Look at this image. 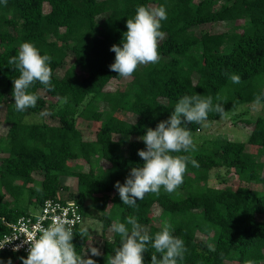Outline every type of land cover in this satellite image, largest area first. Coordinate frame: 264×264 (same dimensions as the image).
I'll list each match as a JSON object with an SVG mask.
<instances>
[{
	"label": "trees",
	"instance_id": "1",
	"mask_svg": "<svg viewBox=\"0 0 264 264\" xmlns=\"http://www.w3.org/2000/svg\"><path fill=\"white\" fill-rule=\"evenodd\" d=\"M140 5L166 9L167 19L161 21L160 29L165 35L158 42L160 59L156 64L138 66L126 88L107 89L112 79L121 78L109 69L115 58L109 49L113 44L121 46L126 20ZM239 20L245 22L241 31L196 30L205 24ZM23 42L52 57L49 66L54 88L47 90L37 82L28 90L39 97L36 106L18 112L7 97L19 72L8 60L17 55ZM69 52L73 62L58 76ZM231 74L239 75L241 82L232 83ZM260 93H264V0L0 3V104H6L3 122L7 124L6 134L0 137V238L9 231L7 222L27 213L17 204L23 190L35 181L34 172L39 171L40 187L30 189V200L38 207L48 198L68 197L62 177L75 181L74 196L68 198H75L83 208V223L72 240L78 254L86 248L85 220L93 212L99 213L102 235L114 222L126 223L128 216H135L154 236L162 228L153 222L152 207L159 205L162 218L172 225V234L188 249L178 264H246L249 260L259 264L264 261V189H253L251 184H264L263 115L248 121L252 127L245 141L220 140L207 152L180 153L196 160L198 166L187 165L182 185L172 193L161 187L159 195L147 193L130 207L121 202L114 184H123L132 167L142 166L137 151L145 145L139 138L147 128L155 129L158 122L166 120L181 97L211 96L213 104H223L226 113L239 104L253 103ZM45 94L56 98L55 102L66 97L67 102L50 104ZM31 114H47L55 123L28 119ZM128 114L135 120L122 117ZM77 118L94 127L92 139L83 138ZM218 118L210 113L208 120ZM187 127L192 134L203 128L196 123ZM77 160H83L89 169H74ZM101 160L109 165H98ZM222 167L236 170L248 184L210 186L209 172ZM81 229H86L83 237ZM119 244L118 234L104 236L102 255L92 259L106 264L107 256L114 255ZM210 244L214 251L209 250ZM151 251L142 254L144 264H150ZM20 257L27 255L1 252L0 264L9 259L12 264H22Z\"/></svg>",
	"mask_w": 264,
	"mask_h": 264
},
{
	"label": "clouds",
	"instance_id": "2",
	"mask_svg": "<svg viewBox=\"0 0 264 264\" xmlns=\"http://www.w3.org/2000/svg\"><path fill=\"white\" fill-rule=\"evenodd\" d=\"M0 3L7 6V0H0ZM166 19V9L162 5L137 6L135 15L126 20L127 31L122 34L121 46L113 44L109 49L115 53L114 62L109 65V69L127 79L138 66L158 63V42L165 35L160 30L161 21ZM51 60L50 55H41L39 49L30 42L21 43L17 55L8 60V64L19 72V77L12 81L11 93L16 111L24 112L36 106L39 97L28 90L37 82L45 89L53 90L52 69L49 66ZM229 79L234 84L241 82L236 74H231ZM262 101L264 93L254 98L252 110L259 111L264 107ZM62 102H67V98H62ZM210 113L223 117V104H213L211 96L201 98L198 94L185 95L175 103L166 120L158 122L155 129H146L145 134L139 138L145 148L137 151L143 161L142 166L132 167L123 184L119 181L114 184L124 205L136 206V200H142L147 193L159 195L161 187L165 192L172 193L182 185L187 165L191 163L193 167L198 166L196 160L180 154L194 151L196 147L187 126L192 123L207 126ZM74 227L73 221L60 216L54 217L46 227H38L23 241L28 245V254L26 258H19L22 264H96L87 253L98 257L102 255L101 251L89 245L87 250L78 254L72 243ZM85 231L86 229L80 230L81 237ZM111 231L119 235L120 244L114 250V255L107 256L106 264H144L142 254L149 249L152 250L150 264H178L184 260L188 251L184 241L172 234V225L167 222L152 236L138 223L135 216H128L126 223L114 222ZM11 240L13 239L0 243V249ZM20 247L21 245H16L13 251H18ZM208 248L210 251L215 250L211 244ZM7 264H12L11 259ZM246 264L254 262L249 260Z\"/></svg>",
	"mask_w": 264,
	"mask_h": 264
},
{
	"label": "rangeland",
	"instance_id": "3",
	"mask_svg": "<svg viewBox=\"0 0 264 264\" xmlns=\"http://www.w3.org/2000/svg\"><path fill=\"white\" fill-rule=\"evenodd\" d=\"M49 10L48 4L44 5V11L47 12ZM245 22L242 20L239 21H230L227 22V24L223 23H213V24H205L197 27V31L200 30H208L210 32H219L225 29H228L230 31H241L242 27L244 26ZM73 53L69 52L68 56L66 58L64 67L59 68L57 70V75L61 76L63 74V71L65 67L70 65L73 62ZM132 81V78H114L112 79L108 85L107 89H124L126 88ZM218 93H216V96ZM47 101L50 104L57 103V106H60L63 104V102L56 101V98L51 97L49 95H44ZM90 96L88 97V99ZM9 101H13L12 95L7 97ZM262 104H264L262 102ZM252 103H242L239 104L236 108L229 110L225 113L223 117H220L216 120H208L207 126H203V128L200 131H196L192 134V137L195 142V150L191 151L192 153H195L197 151L201 152H207L211 150L215 143L220 140H233V141H245L249 134L250 129L252 127V124L248 123V121H253L257 116L263 115L264 116V107H262L259 111H253L252 110ZM102 107H104V104H102ZM6 111V104H0V137L6 134L7 131V124L3 122L4 116ZM48 109H45L44 113H46ZM122 117L128 121H134L135 116L133 115H122ZM27 118V115H26ZM28 119H34L37 122H40L42 119L49 120L51 123H55V120L49 118L47 114H44L43 116L38 114H31L28 116ZM77 126L81 129L82 135L84 139H92L95 136L94 127L91 126L90 122H87L81 118H77ZM115 138H117V135H115ZM3 155V152H0V156ZM259 159H262V156H258ZM98 165H101L103 167L108 166L109 164L101 160ZM93 167H96V163L93 161L92 163ZM83 169L88 170L89 165L83 160H77L76 165L74 169ZM264 174V170H263ZM35 181L31 184H29L24 190L23 193L19 199V202L17 204V207L27 213H35L38 211L39 207L37 206V202L30 200V189H37L40 187L41 179H42V173L39 171L34 172ZM61 181L64 186L67 187V189H64V194L66 196H74V193L76 191L75 181L72 177H62ZM208 184L210 186L214 187H226V186H235L236 184H248L247 179L241 178L236 170L231 168H216L212 169L209 172V180ZM253 189H264V184H251ZM6 198L8 200L12 199V196L9 194H6ZM152 213L154 215L153 222L157 225H163L166 220L162 218V210L159 205H154L152 207ZM168 223V222H167ZM85 227L88 231L87 237V245L85 250H87V247L89 245H92L94 247L99 248L101 250L103 239L105 237H111L112 231L111 227H109L103 234L102 230V222L99 219V213L93 212L90 216L86 217L85 220ZM200 237V236H199ZM87 256L91 257V253H87ZM225 264H235L230 261H226ZM259 264H264V261H260Z\"/></svg>",
	"mask_w": 264,
	"mask_h": 264
},
{
	"label": "built area",
	"instance_id": "4",
	"mask_svg": "<svg viewBox=\"0 0 264 264\" xmlns=\"http://www.w3.org/2000/svg\"><path fill=\"white\" fill-rule=\"evenodd\" d=\"M56 216L73 221L75 225L74 233L82 225L84 219L83 208L75 198H48L39 206L37 212L23 214L16 220L7 222L9 231L0 238V243H5L10 239L13 240L5 244L0 249V253L12 252L27 255L28 245L23 243L24 239H27L41 225L46 227ZM17 236L19 237L15 239ZM16 245H21V247L18 251H13Z\"/></svg>",
	"mask_w": 264,
	"mask_h": 264
}]
</instances>
